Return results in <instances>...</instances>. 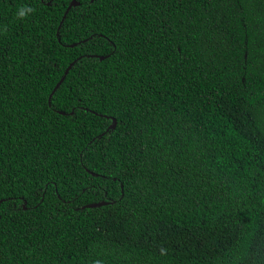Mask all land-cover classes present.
Returning a JSON list of instances; mask_svg holds the SVG:
<instances>
[{"label":"trees","instance_id":"1","mask_svg":"<svg viewBox=\"0 0 264 264\" xmlns=\"http://www.w3.org/2000/svg\"><path fill=\"white\" fill-rule=\"evenodd\" d=\"M0 202V264H264V0H0Z\"/></svg>","mask_w":264,"mask_h":264},{"label":"water","instance_id":"2","mask_svg":"<svg viewBox=\"0 0 264 264\" xmlns=\"http://www.w3.org/2000/svg\"><path fill=\"white\" fill-rule=\"evenodd\" d=\"M74 4L77 5L76 2H75ZM0 203H2V202H0ZM106 204H108V203H107V202H99V203L88 204V205H86L85 207H86V208H96V207H100V206H103V205H106ZM0 218H1V217H0Z\"/></svg>","mask_w":264,"mask_h":264},{"label":"clouds","instance_id":"3","mask_svg":"<svg viewBox=\"0 0 264 264\" xmlns=\"http://www.w3.org/2000/svg\"><path fill=\"white\" fill-rule=\"evenodd\" d=\"M27 11L28 12H32V11H34V9L29 8V9H27ZM25 15H26L25 11H20L19 12V18H23Z\"/></svg>","mask_w":264,"mask_h":264}]
</instances>
